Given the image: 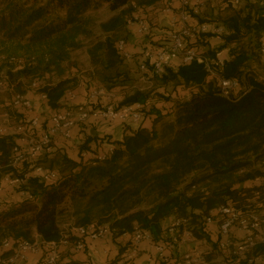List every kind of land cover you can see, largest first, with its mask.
Listing matches in <instances>:
<instances>
[{
	"label": "trees",
	"instance_id": "16d2710c",
	"mask_svg": "<svg viewBox=\"0 0 264 264\" xmlns=\"http://www.w3.org/2000/svg\"><path fill=\"white\" fill-rule=\"evenodd\" d=\"M2 1L0 38L45 46V68L49 64L58 66L70 48L78 47L80 36L87 35L88 11L102 5L114 11L100 23L104 35L88 49L94 70L90 78L107 89L117 87L122 96L118 106L141 103L142 118L120 140L86 135L78 144L76 158L58 150H44L41 155L49 163L44 167L55 170L57 179L46 183L29 174L16 184L23 193L20 202H0V244L6 239L32 242L36 237L58 242L65 232L59 223L64 214L71 220L68 229L104 224L116 238L139 228L148 231L153 241H166L167 226L164 228L162 222L172 217L187 219L186 229L192 237L210 247L204 252L207 260L213 259L214 249L224 253L221 264H255L257 257L264 256V240L255 237L258 230L253 231L251 244L245 237L229 238L231 245L224 250L219 246L220 235L213 240L205 221L221 205L245 210L247 205L254 209L253 204L258 203L251 201L260 193L258 186L237 184L264 175V82L257 81L254 77L258 75L247 68L262 54L264 0H223L225 6L221 10L225 14L215 22L222 27V43L216 48H209L211 32H197L186 41L207 57L224 50L223 63L213 66L215 73L237 79L240 90L224 96L217 79L197 60L171 63L159 73L161 79L190 88L189 95L172 100V110L167 115L158 112L148 126L142 123L146 115L152 116V112L144 110L149 103L147 94L127 84L131 79L127 65L137 60L133 55L125 59L116 44L119 39L127 41L126 25L133 20L135 9L155 0H43L26 8L12 0ZM191 16L203 22L201 11L191 12ZM158 47L161 46H153ZM10 60L9 85L15 94H25L21 77L35 75L40 65L34 64V57L14 56ZM33 82L36 80L30 85ZM78 82L75 76L58 77L51 82L37 80L36 89L56 110ZM11 114L18 121L22 119V113ZM17 137L16 133L0 134V177L15 178L31 171L27 162L13 164ZM93 140L105 143L106 149L94 152L90 145ZM88 152L94 155L85 157ZM100 154L104 156L99 157ZM182 231L180 227L178 233ZM77 238L68 234L69 248ZM237 244H246L240 255L232 252Z\"/></svg>",
	"mask_w": 264,
	"mask_h": 264
},
{
	"label": "built area",
	"instance_id": "2783aa9c",
	"mask_svg": "<svg viewBox=\"0 0 264 264\" xmlns=\"http://www.w3.org/2000/svg\"><path fill=\"white\" fill-rule=\"evenodd\" d=\"M198 2V1H197ZM235 3L238 0H234ZM188 0H183V9L181 11V21L177 29H169L167 32L168 43L158 48H146L142 53V59L138 62V66L142 70H148L151 74H159L164 66L171 64L174 60L180 59L181 62H190L197 60L204 64V67L209 72L210 76L217 79L220 92L224 96H230L240 90V82L235 78H222L215 73L214 67L223 63V57L219 52L214 57H207L201 54V51L187 45V39H191L197 32H203L204 26H200L199 29L190 25L187 22V18L192 13H199V6L192 5L187 6ZM188 7V8H187ZM137 18H133L135 21ZM138 32L145 34L149 31V25L147 22L139 19ZM215 32L220 35L221 29H215ZM117 49L125 59H131L132 54L127 50L126 41L119 39L117 41ZM262 54H264V43L261 48ZM259 82H264V78L261 76L254 77ZM32 88L37 87V83L31 84ZM94 93V92H93ZM92 93V96L95 95ZM41 99L46 100V96L43 93H39ZM69 97H72V92H67ZM11 107L16 111H29L33 107L32 101L24 94H14L11 103ZM103 119L106 121H120L138 122L142 118V104L137 102L130 105L118 106L116 103L110 102L99 107H93L90 102L84 104L68 105L60 109L54 110L49 117V124L44 127L39 134L34 133V128L38 125V119L33 117L30 119L29 124L25 127L21 125L17 128L19 132L27 140V146L22 148L16 146L13 149L14 158L13 164L20 162H27L30 172L23 173L20 177L12 178L9 175L3 176L9 183L18 184L23 182L29 174H34L46 183H53L57 179V173L55 170L45 168L41 164L36 162L38 156L44 150L49 148L52 136L56 133L62 134L64 137L70 135V131L76 125L87 122L90 119ZM24 130V131H22ZM3 132L5 130H2ZM34 133V134H33ZM109 152L112 148L108 149ZM104 154H100L99 157H103ZM245 210L232 207L230 205H221L211 211L210 215L205 218L206 224L214 219L218 222V234L220 235L219 246L224 250H228L231 243L229 235L234 228H238L247 233L245 241L250 244L252 242V234L254 230H258L255 237L264 240V234L260 233V227L264 225V212H257L254 209L248 208ZM187 219H173L166 228L169 239L166 241H157L154 245L157 250V257L155 264H190L191 262H197V264H206L198 254L190 251L180 254V257L171 259L166 250L174 247L182 234L184 233L189 238L192 237L191 232L186 229ZM183 227V231L179 234V228ZM75 234L78 238L70 245V248L75 252H84L86 247L85 240L91 239H103L107 235H110L109 228L102 224L90 223L87 226H71L68 230H65L63 237L57 241H44L37 240L26 241L18 240L13 241L10 239L4 240L0 244V264H15L18 260H25L26 255L29 252H35L42 249V254L37 264H65L60 251L61 245H69V241L66 239L68 234ZM126 234V233H125ZM142 240H151V236L148 231L142 229H135L130 233L129 246L124 253V258L128 264H136L135 258L139 255V242ZM246 244H237L233 249L234 254L240 255L245 249ZM7 252V253H6ZM194 254V256H193ZM68 264H88L79 261H72ZM106 264H121L117 261L111 263L109 261ZM209 264V263H208ZM228 264H231L229 262Z\"/></svg>",
	"mask_w": 264,
	"mask_h": 264
},
{
	"label": "crops",
	"instance_id": "0c3cea01",
	"mask_svg": "<svg viewBox=\"0 0 264 264\" xmlns=\"http://www.w3.org/2000/svg\"><path fill=\"white\" fill-rule=\"evenodd\" d=\"M198 1V2H197ZM207 1H210L212 5L213 13H216L218 10H221L225 3L223 0H188L187 6L192 5L199 6V12L205 8ZM261 2V0H252ZM159 2H164L160 0L154 2L153 4L146 6H138L133 12V17L137 18L136 20H143L149 25L148 34L139 33L137 21H129L126 25L128 35H127V50L131 52L134 56L136 62H129L128 66L139 68L138 60L142 58V53L146 48H153L154 43H168V40H165L166 30L162 27H168L169 29H177L181 21V11L183 9V0H166V3L169 5L166 8L159 9ZM165 3V2H164ZM187 7V8H188ZM187 22L199 29L200 26H204L205 30L203 32H211L212 36L208 38L209 47L214 48V46H219L222 43L220 35L215 32V29H221L220 25L215 22H201L199 23L194 17L189 16ZM168 38V36H167ZM264 43V37L262 39ZM158 46V45H157ZM215 47V48H216ZM222 57L225 56V51H219ZM180 59H176L172 62L173 65L180 63ZM143 73L149 75L148 70H141ZM72 97L66 95V99L61 100L63 108L68 105L84 104L90 102L93 107H99L107 103L113 102L118 103L122 96L119 89L112 88L107 89L103 86L101 82L94 78H87L79 80L78 84L73 88ZM94 92V93H93ZM92 93L95 94L92 96ZM28 97L32 103L33 107L29 111H17L22 113V118L28 116V119L36 117L38 119V125L34 128L35 133L38 135L39 132L49 124V117L54 109L50 108L47 105L41 107L37 105L39 99H41L39 93L33 95L30 91H26L24 94ZM188 97V96H187ZM42 103L45 104L46 101L41 99ZM59 108V109H60ZM138 122L128 121L126 123L120 121H106L103 119H90L87 122L80 123L73 127L70 131L68 137H64L60 133H56L52 136L51 146L46 151H56L67 153L69 156L76 158V153L78 150V144L82 141L86 135H93L97 137L107 136L110 140H120L123 135L130 130L136 128ZM143 125L147 124V119L143 122ZM6 133L0 129V134ZM8 133H16L13 130ZM18 146L25 148L27 146V140L24 136H18L16 139ZM91 148L94 149V152H102L106 149L105 143H96L94 140L91 141ZM89 155H94L93 152H88L85 157ZM23 193L16 189V184L9 183L3 177H0V202L7 204L18 203L22 200ZM172 220V217H168L162 222V226L165 228ZM69 223L63 225L65 230H68ZM206 230L210 234V237L215 240L218 235V222L216 219L206 224ZM233 237L245 236V232L241 229L234 228L232 230ZM39 240V237H36ZM130 233L120 235L116 238H113L112 235H107L103 239H87V248L84 252H75L71 251L67 245H61L60 251L63 261H79L88 264H106L109 258L117 259L121 264H128L127 260L123 257L129 246ZM193 237L189 238L184 233L180 237L179 242L174 245V247L167 249L166 254L171 258L175 259L180 257V254L187 252L191 247L198 243L196 240L194 242H189ZM157 241L142 240L139 242V255L135 258L134 262L136 264H155L157 257V250L155 248V243ZM200 243V242H199ZM42 254V249H39L35 252H29L26 255L25 260H18L15 264H37ZM259 261V263H257ZM255 264H264V256L257 257L255 259Z\"/></svg>",
	"mask_w": 264,
	"mask_h": 264
},
{
	"label": "rangeland",
	"instance_id": "374dc122",
	"mask_svg": "<svg viewBox=\"0 0 264 264\" xmlns=\"http://www.w3.org/2000/svg\"><path fill=\"white\" fill-rule=\"evenodd\" d=\"M17 5L24 6V8L28 7L29 5H32L33 3L36 4L38 2H42L43 0H12ZM156 2L160 0H155ZM0 2H3L0 0ZM165 2V3H164ZM164 2H159V9L166 8L169 5L166 3V0ZM212 5L210 4V1H207L205 4V8L201 11L202 19L205 22H216V18L218 16H221L225 14L224 9L218 10L216 13H213L212 11ZM0 10L2 11V7L0 5ZM113 14H115L114 11H111L106 5L99 6L96 9H92L87 12L85 17L88 19V27H87V35H81L79 38V45L75 48H70L68 50L67 56L60 61V63L57 65L49 64L48 70L45 68L47 56L46 54V48L43 45H31L28 46L25 42H12L10 40H7L5 38H0V129L5 130L6 133L11 132L13 130L16 132L18 136H23L22 132H19L17 128L21 125V127H25L29 124L30 119H28V116H24L21 120H16L12 114L10 116V113H12L14 110L10 103L13 95L15 94L13 87H11L9 84V81L11 80L10 75L8 73L9 69L11 68V63L8 62L11 61L10 59L14 56H21L22 58H32L34 57V64L40 65L39 71L35 73V75L30 76H22V88H24L23 91H30L33 95H35L37 92L36 88H32L30 85L31 81L38 80V82H51L57 79L58 77H71L75 76L78 80H83L90 78L91 73L94 71L93 67L90 64V57L88 54V49L90 48L93 43L101 38L104 33L100 29V23L109 17H111ZM162 29H165L166 32H168V27H162ZM165 40H168L167 34L165 36ZM189 42V41H188ZM191 44V42H190ZM154 45L163 46L166 45V43H154ZM216 46H214L215 48ZM211 48V47H209ZM212 48V49H214ZM57 66V67H56ZM128 67V71L130 74L131 79L128 81V86L133 89H139L147 94V99L149 103L145 105V112L149 110L152 112L151 114H148L144 117L143 122L147 119V124L151 123V119L158 113L162 114H168L173 107V101L174 99H184L189 95L190 88H186L182 86L181 84L175 83L173 81L165 82L161 79L160 74H151L147 75L146 73H143L140 68L131 67V69ZM249 70L255 72L258 76H261L264 78V54H261L260 60L257 62H252L247 67ZM31 79V80H30ZM37 105H41V107H44V105H47V103L43 104L41 99H39V103ZM48 106V105H47ZM24 131V130H22ZM25 132V131H24ZM35 133V131H34ZM33 133V134H34ZM36 162L38 164H41L42 166H48V161L45 158L44 155L38 156V159H36ZM256 166H260L257 164ZM264 172V170H263ZM237 186H245V187H259L260 193L254 195L251 198L252 202L258 201L257 204H253V208L257 212H264V200H260L261 198H264V195L261 194V192H264V175L258 176L254 179H249L241 184H237ZM255 190V189H254ZM260 198V199H258ZM71 220L68 218L67 214H64L60 217V226L63 228V225L70 222ZM260 233L264 234V225L260 227L259 230ZM231 236V237H230ZM245 236H247V233H245ZM245 236H240L238 239H243ZM229 238L236 240L235 237H233V233L229 235ZM197 239H191L189 242H194ZM200 242V243H199ZM198 243H195L191 249L190 252L197 253L200 255L201 259L206 262V264H221L224 262L223 256L224 253L218 249L212 250V258L211 260H207L205 257V251L210 250V247L204 242L199 241ZM194 256V254H193ZM199 261L191 262L190 264H197ZM259 263V261L257 262Z\"/></svg>",
	"mask_w": 264,
	"mask_h": 264
}]
</instances>
